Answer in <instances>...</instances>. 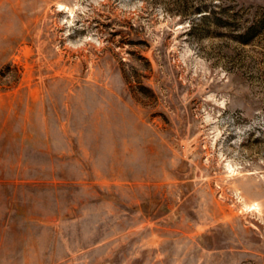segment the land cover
Instances as JSON below:
<instances>
[{"label":"rangeland","instance_id":"1","mask_svg":"<svg viewBox=\"0 0 264 264\" xmlns=\"http://www.w3.org/2000/svg\"><path fill=\"white\" fill-rule=\"evenodd\" d=\"M0 264H264V0H0Z\"/></svg>","mask_w":264,"mask_h":264}]
</instances>
